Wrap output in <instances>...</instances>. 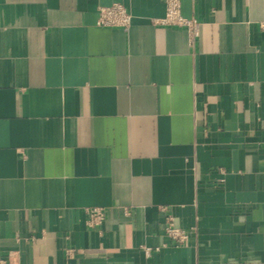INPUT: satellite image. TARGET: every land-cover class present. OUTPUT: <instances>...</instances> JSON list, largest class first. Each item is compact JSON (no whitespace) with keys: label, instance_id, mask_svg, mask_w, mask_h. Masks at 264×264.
<instances>
[{"label":"crops","instance_id":"crops-1","mask_svg":"<svg viewBox=\"0 0 264 264\" xmlns=\"http://www.w3.org/2000/svg\"><path fill=\"white\" fill-rule=\"evenodd\" d=\"M178 1L0 0V258L264 264V0Z\"/></svg>","mask_w":264,"mask_h":264},{"label":"built area","instance_id":"built-area-1","mask_svg":"<svg viewBox=\"0 0 264 264\" xmlns=\"http://www.w3.org/2000/svg\"><path fill=\"white\" fill-rule=\"evenodd\" d=\"M166 12L162 19L154 22L161 25L184 26L192 37H197L200 31V24L195 19H186L181 16L180 3L178 0H164ZM131 17L126 9L120 4H113L101 7L98 11L97 25L110 28H128ZM87 216L86 225L89 228L100 227L105 218L102 208L93 207L85 209ZM165 235L175 246H185L189 240V232L186 229L176 227L172 217L166 218ZM0 264H15L11 258H0Z\"/></svg>","mask_w":264,"mask_h":264}]
</instances>
